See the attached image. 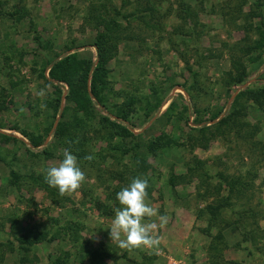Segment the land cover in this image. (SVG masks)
Returning <instances> with one entry per match:
<instances>
[{
	"label": "rangeland",
	"instance_id": "374dc122",
	"mask_svg": "<svg viewBox=\"0 0 264 264\" xmlns=\"http://www.w3.org/2000/svg\"><path fill=\"white\" fill-rule=\"evenodd\" d=\"M0 1V125L19 137H0V264H52L65 252L69 260L87 264L86 249L101 243L112 251L109 264H209L208 245L218 230L225 242L223 261L232 260L227 264H264V46L251 47L264 30V17L245 14L253 0ZM238 4L241 12L233 10ZM20 8L26 13L18 18L12 12ZM132 10L134 15H125ZM98 14L122 24L118 50L108 63L106 106L128 112L133 134L110 137L99 122L107 111L99 106L73 123L62 83L59 108L69 107L73 138L58 142L50 133L60 119L57 93L42 70L69 46L94 58ZM237 56L247 76L228 83L226 72ZM244 87L263 93L261 106L248 94L240 98L247 125L219 127L217 117L209 119L212 112H229ZM41 89L47 93L43 99L37 95ZM205 121L202 138L198 126ZM13 125L40 134L42 143L33 146ZM158 134L172 141L151 154L146 142ZM65 148L77 156L87 179L76 192L61 196L42 182ZM88 155L91 161L84 159ZM139 158H145L147 169L138 165ZM12 169L20 174L15 183ZM219 172L243 184L210 223L207 204L228 193L226 185L216 190ZM38 175L42 178L32 177ZM135 177L148 180L146 202L169 217L166 225L151 218L160 237L156 248L121 249L109 235L120 207L116 194ZM43 232L47 238L18 263L22 251L16 236Z\"/></svg>",
	"mask_w": 264,
	"mask_h": 264
},
{
	"label": "trees",
	"instance_id": "16d2710c",
	"mask_svg": "<svg viewBox=\"0 0 264 264\" xmlns=\"http://www.w3.org/2000/svg\"><path fill=\"white\" fill-rule=\"evenodd\" d=\"M243 3L246 0H242ZM241 2V3H242ZM2 1H0V4ZM264 6V0H253L251 2L250 10L245 14H250L252 16H258L260 19H263L262 7ZM145 9H152L151 6L146 7ZM235 11H242L241 4L238 6L234 5ZM189 14V11L186 10ZM13 14H17L18 18H21L26 12L23 8L17 9ZM119 14L120 11L118 10ZM135 11L132 10L129 14L125 15H134ZM97 25L99 30L96 32L93 47L95 49V57L90 58L88 56H82L78 52L80 46H69L68 51L62 54L59 57L54 58L52 61H48L44 67L42 76L46 79H49L50 82L54 83V88L56 90L55 97V112H60V119L57 121L56 126L50 132L56 141H61L62 138L68 135L69 139L73 138V134L70 132L71 122L67 120V114L69 107L66 105L62 110H60V100H61V89L60 86L62 83L67 85V90L65 92V98L68 103H72V114L75 118L73 123L79 124L82 119L80 114L90 116L95 111V106H99L102 110L107 111L106 114L100 116L99 122L106 128L108 135L119 136L122 138L128 137L133 134V131L130 128L131 120L129 118L128 112L126 110H108L106 106V89L108 86V75L109 67L108 63L111 58L116 54L118 50V43L121 39L120 33L122 29V24L119 22V19L116 17H106L103 14H98L96 16ZM260 26H258L259 28ZM264 46V30L260 32V38L256 39L255 44L251 47L261 48ZM262 49V48H261ZM46 70V73H45ZM228 83H241L245 80L247 76V69L244 62L241 60L240 56L234 57L232 60V68L226 72ZM250 95V97L255 100V102L261 106L262 98L260 97L261 90H255L252 88L244 87L240 88L232 103V107L229 112L224 115H219L217 112H212L209 116L210 120H214L217 117V125L221 127L222 125H247L248 122H244L241 119V115L244 109L240 98L245 95ZM196 112H198L196 110ZM147 114V113H146ZM114 116V118H111ZM11 129L19 130L24 136L28 138L30 143L33 146H38L42 143V136L40 134L30 133L24 128H19L17 125L10 126ZM208 128L207 121L198 126L199 133L202 135V138H205L206 129ZM49 128H47V131ZM0 137H5L8 139L17 140L19 137L16 134L3 130V126L0 125ZM172 139L167 137L165 138L164 134H158L153 138H149L146 142V148L151 154H155L156 151L161 147L171 142ZM204 146H207V141H203ZM69 149V148H68ZM47 154H50L47 150H44ZM80 157V153H77ZM138 165L147 169L149 164L145 158H139ZM188 169H193L192 166H188ZM11 174L13 181L17 180L20 177V174L12 169ZM219 182L216 185V190L220 191L222 187L226 185L228 193L226 195H220L216 202L207 204V211L209 213L210 223L215 221L221 214L223 208L229 205V198L231 197L232 192L237 188L242 186L243 182L239 177L228 176L223 172H219ZM33 178L41 179L42 176H32ZM168 181L171 185L174 184L175 176L171 175L168 178ZM45 188H48L49 192H54L55 189L50 187L45 179L42 182ZM57 235V232H54L50 239L54 238ZM42 238H47V233L43 232L40 236H35L30 238L25 233H21L16 236L18 241V247L22 251V254L19 256L18 263H23L27 261V254L32 249V245L35 242H38ZM225 247V242L223 241V234L221 230H218L215 234L212 235V240L208 245L207 258L209 264H227L232 263V260L223 261V248ZM85 259H87V264H109L108 259L112 255V251L108 249L103 243L87 248L85 251ZM65 257L63 255L55 256L51 263L52 264H80L83 260L68 259L67 252H65Z\"/></svg>",
	"mask_w": 264,
	"mask_h": 264
},
{
	"label": "clouds",
	"instance_id": "9594fccd",
	"mask_svg": "<svg viewBox=\"0 0 264 264\" xmlns=\"http://www.w3.org/2000/svg\"><path fill=\"white\" fill-rule=\"evenodd\" d=\"M46 89H41L37 95L43 99ZM40 108H46L45 103ZM63 159L58 165L49 166L46 169L45 182L52 188H56L61 196L76 192L86 181V173L79 165L76 155L65 148ZM84 159L91 161V155ZM149 187L146 178L135 177L123 187L117 194L116 199L120 207L114 210V219L110 226V238L121 249H133L139 247L156 248L160 244V237L156 234L157 223L151 218L156 217L160 225H166L169 217L160 215L158 209L146 202Z\"/></svg>",
	"mask_w": 264,
	"mask_h": 264
},
{
	"label": "crops",
	"instance_id": "0c3cea01",
	"mask_svg": "<svg viewBox=\"0 0 264 264\" xmlns=\"http://www.w3.org/2000/svg\"><path fill=\"white\" fill-rule=\"evenodd\" d=\"M204 258L206 259V256ZM205 264H206V262H205Z\"/></svg>",
	"mask_w": 264,
	"mask_h": 264
}]
</instances>
